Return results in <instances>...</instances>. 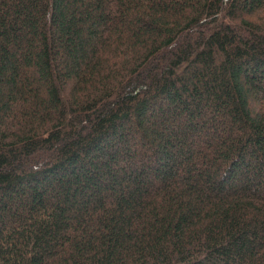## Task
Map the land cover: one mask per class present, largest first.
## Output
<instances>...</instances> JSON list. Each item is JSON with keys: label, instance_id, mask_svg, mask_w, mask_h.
Here are the masks:
<instances>
[{"label": "trees", "instance_id": "trees-1", "mask_svg": "<svg viewBox=\"0 0 264 264\" xmlns=\"http://www.w3.org/2000/svg\"><path fill=\"white\" fill-rule=\"evenodd\" d=\"M0 264H264V0H0Z\"/></svg>", "mask_w": 264, "mask_h": 264}]
</instances>
